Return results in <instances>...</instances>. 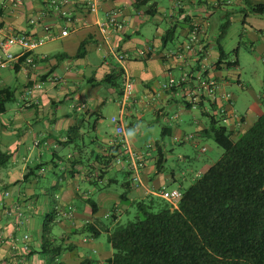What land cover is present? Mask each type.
<instances>
[{
	"label": "crops",
	"instance_id": "0c3cea01",
	"mask_svg": "<svg viewBox=\"0 0 264 264\" xmlns=\"http://www.w3.org/2000/svg\"><path fill=\"white\" fill-rule=\"evenodd\" d=\"M134 1L103 0L96 13H89L83 6L74 3L68 6L72 22L67 26L58 11L46 10L42 17L46 9L45 0H0V33L25 32L33 37H45L44 44L33 52H22L18 46H13L17 48L12 50L13 60L0 66V90L8 88L13 95L12 100L0 112V149L10 156L7 164L0 168V231L3 237L0 240V250L4 249L3 257L12 251V241L14 251L17 249L15 246L21 245L17 229L23 226L25 229L37 230L35 241L38 242L32 245L37 251L30 257H20L23 259L20 264H48V259L43 257L44 254L38 253V250L42 222L45 217H49L51 230L52 224H56L61 230L59 238L50 230V239H56L55 244L61 243L63 248H67L60 252L65 258L61 262L77 264L84 259L94 261L84 255L85 250L92 249L98 256L96 264H102L113 251L93 238L100 236L102 232H106L108 237V230L128 211V204L150 195L158 196L157 193L162 188L170 189L169 186L177 180L174 169L165 167L167 156L171 153L166 156L163 143L151 141L146 147L155 149L157 156L150 155L154 161L152 165L148 164L144 150L131 145L126 134L127 125L122 117H131L133 120L137 117L140 121L143 116L148 124L162 127V134L170 136L174 143L188 142L197 148L202 138L212 137L210 125L205 124L198 116L181 119V113H191L197 109L200 115L208 116L212 111L216 112V107L219 110L224 108L227 115L221 116L225 121L215 119L231 132L232 138L244 133L262 114L264 94L255 96L245 113L235 111L233 95L227 91V85L236 81L241 88L245 87L238 74L235 78L228 70L239 66L238 49L234 51L235 58L229 60L220 40L226 56L217 67L218 37L210 22L208 23L212 16L208 4L209 1H214V6L229 3L242 6L245 12L243 24L259 35L264 33V13L250 11L248 7L247 10L258 15V18H254L253 22L246 21L249 11L243 7L244 0H177L176 3L175 0H169L168 12L158 5L157 0H150L149 3H156V9L152 13L148 11V4L135 8ZM250 2L264 5V0ZM111 9L120 10L124 29L105 39L98 30L97 22L102 21L105 12ZM40 15L42 18L35 24L29 22L31 18ZM195 23L204 29L201 54L209 64V74L220 81L222 92L231 94L230 104L221 99L214 107L202 102L192 109L185 102L181 88L164 90L161 87L171 78L179 77V66L184 65L171 53L187 40ZM46 26H49L48 30L45 29ZM64 28L68 30V34L62 36ZM170 30L173 35L163 43V37ZM257 36L254 35L259 40ZM56 40L59 41L57 48H51L53 46L50 45L43 47L47 41L49 43ZM81 44L83 54L77 57L75 55ZM113 49L123 54L125 59H116ZM196 59L197 56L193 55L191 62H188L189 66L196 67ZM227 61H236V66L227 67L224 63ZM118 69H122L123 76L131 77L135 88L127 104H120L118 118L124 128L123 135L116 134L117 124L112 121L114 116L110 117L113 122L110 132L99 126L103 118L102 107L108 98L111 101L121 98L117 87L103 83L105 75L116 74ZM225 70L227 74L223 75ZM176 71H179L178 77L174 75ZM177 90H180L179 95ZM97 116L99 118L93 128ZM188 121L194 124V130L189 133L185 131ZM167 123L171 126H167ZM76 125L78 129L73 135L69 130ZM122 142H127L143 157L144 167L140 171V181L133 183L131 180L130 162L125 155L122 159L114 156L100 182L98 180L92 183L97 168V163L94 162L96 155L106 156L110 144H114L111 151L114 148L118 151ZM66 146H73L74 151H67L64 155L61 151ZM207 149L208 146L202 145L198 155ZM46 154L50 155L47 160L43 159ZM184 156L188 155H183L182 158ZM204 160H199L197 169H191L197 178L213 164ZM47 170H50V176L45 175ZM116 172L124 173L121 182L124 191L120 193L111 188V184L118 182ZM93 187L98 191L96 199L93 198ZM6 192L9 194L6 195ZM28 201L30 207L26 208L24 204ZM91 203L95 204L96 211L92 210ZM18 206L25 209L27 215L17 227L13 210ZM69 206L74 208L72 215H64L62 211H67ZM39 210L50 213L37 224L36 215ZM99 215L110 218L111 225L102 228ZM86 225L93 226L94 232L98 231L99 234L94 237L86 236L81 241L71 240V235L85 230Z\"/></svg>",
	"mask_w": 264,
	"mask_h": 264
},
{
	"label": "trees",
	"instance_id": "16d2710c",
	"mask_svg": "<svg viewBox=\"0 0 264 264\" xmlns=\"http://www.w3.org/2000/svg\"><path fill=\"white\" fill-rule=\"evenodd\" d=\"M149 2L135 0L134 6L137 8L148 4V11L152 13L156 3ZM244 2L251 11L264 13L263 4H252L250 0ZM227 27L228 23L222 25L217 39V67L226 56L220 40ZM172 35V30L167 31L163 43ZM82 47L81 44L75 56L83 54ZM224 63L227 67L236 66V61ZM123 81L122 69L103 78L104 84L117 87L120 94ZM12 96L8 88L0 90V112L12 100ZM262 105V114L235 138L218 123L215 114L208 115L209 132L223 149L220 158L193 184L182 191L179 189L181 197L175 204L152 195L134 202L138 215L125 223L116 222L108 230V241L113 252L105 264H264V101ZM220 114L226 116L227 112ZM98 118L95 117L93 128ZM77 129L76 125L69 131L74 135ZM109 146L106 156L97 154L95 157L97 168L92 183L100 182L113 157L120 156L121 147L118 151L115 148L111 151L114 144ZM9 157L0 149V168L7 164ZM91 207L96 211L94 203H91ZM50 224L51 218L45 217L38 253L49 256L48 264H64L57 261V257L67 248H63L61 243L55 244L56 239H50ZM92 228L86 225L85 230L94 237L99 232H94ZM36 251L29 243L28 250L21 254L27 258ZM92 262L84 259L77 264Z\"/></svg>",
	"mask_w": 264,
	"mask_h": 264
},
{
	"label": "rangeland",
	"instance_id": "374dc122",
	"mask_svg": "<svg viewBox=\"0 0 264 264\" xmlns=\"http://www.w3.org/2000/svg\"><path fill=\"white\" fill-rule=\"evenodd\" d=\"M177 0H175L176 3ZM181 1V0H180ZM179 1V2H180ZM158 5L165 8V11L168 12L167 7L170 5L169 0H157ZM182 2V1H181ZM180 2V3H181ZM179 3V4H180ZM208 10L209 12H212L211 18H209L208 23L210 22V26L215 33V35L218 37L220 34V29L223 24L228 23V27L226 30V33L224 37L221 39V43L224 47V49L227 52L228 59H234L235 58V49L237 48V58L239 60V66L236 68H230L229 73L234 74L235 78L238 74L239 80L243 85H245L244 88H241L236 81L230 82L227 85V91L232 93L233 100L235 103V111L237 113H245L248 106L254 101L255 96H260L264 94V33L262 35H259L257 33L254 34V31L249 28V26H246L243 24V18L245 17V12L241 8L242 6L235 5L234 3L229 4H223L221 6H214V1L210 2L208 4ZM244 8H247L245 3L243 5ZM195 10V9H194ZM249 11V9L247 10ZM251 11V10H250ZM248 12V19L246 21L253 22L254 18H258V15L253 14L252 12ZM264 17V16H263ZM164 25V24H163ZM254 35H258L256 38H259V40H256ZM48 45L53 46L51 48H57L59 46V41H53L47 43L43 47H47ZM13 51L17 50L16 47H13ZM116 58V56H114ZM117 59V58H116ZM115 62V61H114ZM179 71H176L174 75L178 77ZM223 75L227 74V70H225ZM175 76V77H176ZM135 89V88H134ZM176 93L179 95L180 90H177ZM121 98H118L117 101H106L105 105L102 107V113L103 118L102 122L100 123L101 128H106L108 131L111 130V125H113V122L110 120L111 116L119 117V109H120V101ZM128 101H126L127 104ZM125 104V105H126ZM194 109V108H192ZM133 114L136 115L134 112ZM215 114L216 119H219L221 122H224L225 119H223V116H221L220 111L217 110ZM181 119H190L192 116H198L199 119H202L205 124H209V117L200 115L199 110H192L191 113H181ZM1 118V117H0ZM133 120L131 117H125L124 122L126 123V134L128 139L131 142V145L133 147H137L140 149H143L145 152V158L146 162L148 164H153V159L150 157L157 156V151L153 148L146 147L148 143H151V141L158 140L163 143L164 145V153L166 156L171 153L170 156H167V163L165 164L166 169L172 168L174 169L177 180L173 182L169 186V190H171V187L179 188L180 190H183L193 184L197 177L194 173L191 172V169H197L198 165L200 164V159H205L204 161H209L210 163H214L216 160H218L223 153V149L219 147L214 139L212 137H206L202 138L199 146L197 148L192 147L188 142H184L182 144L174 143L173 140L168 136L167 134H162V127L159 125L154 127L153 124H148V122L145 121V117L142 116L143 120H138L137 117H134ZM178 119V118H177ZM218 121V122H220ZM131 123V125H129ZM166 124V123H164ZM220 124V123H219ZM167 126H171V124L167 123ZM194 130V124L193 122L188 121L186 124L185 131L186 132H192ZM110 132V131H109ZM208 146L207 151L201 152L200 158L198 155V152H200V147L202 145ZM147 150V152H146ZM67 151H74L73 146L69 147L66 146L65 148H62V153H67ZM151 155V156H150ZM183 155H188L187 157ZM150 156V157H149ZM50 158V155H45L43 159L47 160ZM49 164V163H48ZM110 169V172L111 173ZM45 175L50 176V170H47ZM115 177H117V183L111 184V188L114 190H117V193H120L124 191L123 187L121 186V182L124 178V173L122 172H116ZM2 189V187H0ZM24 191L25 189L22 188ZM95 190V188L93 187ZM97 190H95L93 194V198L96 199ZM8 195L9 192H6ZM24 206L27 208L29 206V201L27 204H24ZM30 207V206H29ZM17 208L21 209V206H18ZM22 210V209H21ZM25 210V209H24ZM23 212V219L25 215V211ZM36 215L37 224L42 221V219L49 214V211L39 210ZM138 215V209L136 207V204H128V211L123 213L121 215V218L118 222L125 223L128 220H133ZM99 220L101 221L102 228L105 226H110L112 221L110 218L105 217L104 215H99ZM115 225V224H113ZM51 232L56 235V237H60L61 230L58 228L56 224H52V230ZM28 236V241L31 242V245H36L38 241H35L38 232L35 229H25V227L20 226L19 229H17V236L20 237L19 243H22L23 236ZM91 236V233L88 230L79 231L75 234L71 235V240L73 241H81L83 238H86ZM30 237V238H29ZM2 232L0 231V240H2ZM94 240L101 241L102 244H104V247L108 250H112L110 247V244L108 243V237L106 235V232H102L100 236L94 237ZM2 244V243H1ZM19 246V247H18ZM15 249L16 252L13 250V241L11 242V248L10 253H6V257H3L4 249L0 250V264H20L22 262L23 254L22 250L20 249L21 245H18ZM79 246V245H77ZM10 248V249H11ZM80 248V247H79ZM81 250V249H80ZM85 256H89L93 260L97 259V253L92 252L91 250H85L84 251ZM18 254V256H17ZM46 260L49 258L48 255L43 256ZM20 258V260H19ZM64 256L60 254L57 257V261L64 260ZM91 264H96L95 261H93ZM102 264H105L103 262Z\"/></svg>",
	"mask_w": 264,
	"mask_h": 264
},
{
	"label": "built area",
	"instance_id": "2783aa9c",
	"mask_svg": "<svg viewBox=\"0 0 264 264\" xmlns=\"http://www.w3.org/2000/svg\"><path fill=\"white\" fill-rule=\"evenodd\" d=\"M46 6L45 11L42 13V17L47 11H58L64 19L65 24L69 26L72 22L71 13L68 10V6L77 3L83 6L87 12L96 13L99 10L100 5L103 0H45ZM121 12L118 9H111L105 12L104 19L97 22L98 30L102 36L107 39L109 36L115 32L124 29V20L121 19ZM41 15L36 18H31L29 22L35 24L39 19L42 18ZM46 30L49 26L45 27ZM204 29L197 23H195L191 29L187 40L171 53L176 59L183 63L179 66L180 74L178 78H171L167 82L163 83L161 87L164 90H172L176 88H181L184 94V100L192 108H196L198 104L205 102L209 106L218 104V101L223 99L229 104L231 103L232 96L229 92H222L220 81L213 75L209 74V64L204 61L202 47V36ZM68 34L66 28L62 29L61 35L65 36ZM53 38L54 36H50ZM45 42V37H33L25 32L17 34H2L0 33V66H5L8 62L12 61L14 54L12 52L13 46H18L22 52H33ZM200 53V55H198ZM113 54L119 61L125 59V56L121 53L116 52L113 49ZM197 56L196 67L192 68L189 66L188 62H191L192 56ZM188 66V67H187ZM134 92V82L129 76H124L123 90L121 94L120 103L123 105L126 101L133 95ZM216 112L219 110L215 108ZM221 113L226 114L224 108H220ZM215 112V113H216ZM112 121L117 124L116 134L123 135L124 128L120 124L118 117H113ZM204 150V148H203ZM127 156L130 162L131 169V180L133 183H138L140 181V171L144 167L143 157L137 154L127 142H122L120 156L118 159H122V156ZM120 161V160H117ZM43 170V169H42ZM7 194V193H6ZM161 198L175 204L181 197V191L179 189L167 190L162 188L157 193ZM74 211L72 206L68 207V210H63L64 215L71 216ZM13 215L16 218V225L22 224L23 212L19 208L13 210ZM23 241L21 243V250L23 252L27 251L29 248L28 236H23ZM21 240V239H20ZM17 247V246H15ZM19 247V246H18Z\"/></svg>",
	"mask_w": 264,
	"mask_h": 264
}]
</instances>
